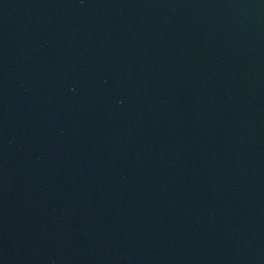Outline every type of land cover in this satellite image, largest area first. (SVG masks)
I'll return each mask as SVG.
<instances>
[{
    "label": "water",
    "instance_id": "1",
    "mask_svg": "<svg viewBox=\"0 0 264 264\" xmlns=\"http://www.w3.org/2000/svg\"><path fill=\"white\" fill-rule=\"evenodd\" d=\"M0 264H264V0H0Z\"/></svg>",
    "mask_w": 264,
    "mask_h": 264
}]
</instances>
